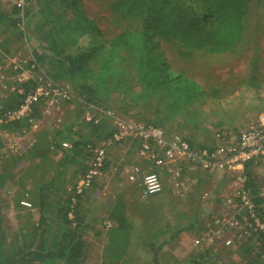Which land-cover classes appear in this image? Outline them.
I'll use <instances>...</instances> for the list:
<instances>
[{
    "label": "rangeland",
    "instance_id": "374dc122",
    "mask_svg": "<svg viewBox=\"0 0 264 264\" xmlns=\"http://www.w3.org/2000/svg\"><path fill=\"white\" fill-rule=\"evenodd\" d=\"M116 0H77V4L101 32L104 41L122 31H139L141 20L121 17L114 12ZM69 0H33L23 14L24 26L6 27L0 24V84L2 99L12 85L9 64L14 58L27 59L44 51L42 39H52L58 29L62 39H79L75 53L90 54L88 66L96 75L97 102L89 106L66 104L60 100H46L40 106V116L33 120L23 134L0 130V261L11 262L24 253H34L39 247V211L33 203L41 192L51 199L47 214L60 224L58 204L67 195V188L78 166L61 158L60 142L99 141L112 129L115 118L140 120L158 125L167 133H178L194 145L214 146L221 136L235 135L264 112V0H251L243 34L235 48L219 53L188 50L177 38H166L159 33L153 36L157 51L169 71L197 84L191 101L177 107L168 89L151 84L142 60L131 47L120 48L113 54L109 69H103L104 50L93 54L90 41L80 36L72 15ZM14 0H0V12L11 13ZM50 33V34H49ZM49 34V36H48ZM45 36H47L45 38ZM35 60V59H34ZM36 61V60H35ZM47 63L41 69L47 73ZM35 78L38 69L32 70ZM72 81V80H71ZM61 84L77 94L75 81ZM104 113L105 126L96 129L86 125L85 112ZM100 113V114H99ZM60 134L54 138V134ZM54 138L49 148L48 138ZM126 146L110 148V161L100 186L89 190L87 198L78 205L88 251L87 264H153L148 247L141 244L145 229L165 228L166 241L158 252L157 264H182L184 259L202 248H191L190 242L203 236L211 227V220L225 212L223 198L229 193L226 174L210 175L196 169L184 172L175 193L168 175L163 174L164 188L160 193L143 199L139 191L125 180V169L134 162ZM67 151V150H66ZM64 153V152H63ZM73 163V164H72ZM75 169V170H74ZM258 182L264 190V161L255 168ZM26 198L32 205L23 206ZM124 204V215L129 222L128 232L122 239L110 236L101 221L106 212ZM210 264L231 262V255L214 246ZM0 262V263H1ZM26 264H66L53 254L41 262L27 259Z\"/></svg>",
    "mask_w": 264,
    "mask_h": 264
},
{
    "label": "trees",
    "instance_id": "16d2710c",
    "mask_svg": "<svg viewBox=\"0 0 264 264\" xmlns=\"http://www.w3.org/2000/svg\"><path fill=\"white\" fill-rule=\"evenodd\" d=\"M69 1L77 31L80 36L89 38V50L93 54L100 50L105 51L106 57L101 59L103 69L106 70L111 67L113 54L116 50L132 47L135 50V55L142 60L146 75L151 78L149 82L156 84L157 87L162 89L170 90V93L173 94L172 100L177 107H182L185 102L192 100L197 92V84L169 71L166 62L157 51L156 42L153 39L154 34L159 33L166 38H177L188 50L196 49L209 53L230 51L235 48L242 37L243 27L251 3V0H116L112 6L114 12L121 17L139 18L141 20V28L139 31H122L109 40L104 41L101 38L100 30L83 12L77 4V0ZM13 9L11 13L0 12L1 25L6 27L16 26L17 19L15 15L18 9L15 6H13ZM62 30L64 28L58 29L51 36L52 39L41 40L45 43L42 47L43 50L45 52L49 51V54L41 53L38 55L35 53L33 57L40 67L41 63H47L48 72L46 75L62 89L67 90L63 85L57 83L58 81H75V86L72 81L71 84L77 89V94L67 90L71 94V98L63 100V103H77L79 106H89L97 102L98 98L96 75H94L93 70L87 63L90 54L80 52L79 48L75 53L70 52V48L78 45L79 39H62V35H60ZM7 47L8 45L4 41L0 43L1 49L6 50ZM2 53L3 51L0 50V55ZM10 71L13 74L11 66ZM33 84L34 80L16 83L22 89V93L26 92ZM22 96L21 93L15 90L8 91L2 99L0 98L1 109L16 108L20 104ZM46 100H48L46 97L38 99L31 105V110L28 114L19 120L0 125V130L7 133H25L30 128L32 121L40 116V106ZM97 116H101L97 123L85 121V124L96 129L105 126L104 119L107 115L102 113ZM136 121L143 122L140 120ZM143 123L150 122L144 121ZM111 130L107 131L99 141L77 139L70 143L71 146L66 149H62L60 145L61 158H65V152H67V162H73L78 166L79 170H82L86 156H88L85 149L86 144L106 140ZM59 134L60 132H56L54 138ZM54 138L49 137L47 141L51 149ZM189 143L194 145L190 141ZM1 146L2 142L0 140ZM259 162H247L244 173L246 187L249 189L252 201L256 205L257 214L264 223V190L259 184L255 172ZM68 197V195H65L60 204H58L57 213H59L61 221L59 224L47 217L51 199L44 192L40 193L38 200L33 203L38 207L39 211L38 228H40L41 232L39 235V247L34 253H24L20 257L24 258V256H27L30 260L41 262L46 258H51L56 253L57 257L63 258L66 264H87L88 251L85 246L84 225L81 223L80 210L77 208L79 203L76 205V220L78 224L73 228L66 218ZM117 204H119L117 207H113L106 212V216L112 222V226L109 228L110 236L122 239L128 232L129 222L123 213L125 210L124 204ZM166 233L165 228L145 229L144 236L140 240L142 245L149 248L153 264H157L158 252L162 245L165 244ZM214 252L216 251L210 247L201 249L197 253L189 255L182 264H210L208 261ZM237 253L240 255L242 262H229L226 264H264L261 260V255L264 254V236L260 232L251 234L238 246ZM18 259L11 261L10 264H15ZM110 260L108 264H117V260ZM0 264H3V262Z\"/></svg>",
    "mask_w": 264,
    "mask_h": 264
},
{
    "label": "built area",
    "instance_id": "2783aa9c",
    "mask_svg": "<svg viewBox=\"0 0 264 264\" xmlns=\"http://www.w3.org/2000/svg\"><path fill=\"white\" fill-rule=\"evenodd\" d=\"M32 2L33 0H14L20 14L18 24L22 27L24 11ZM10 66L13 72L11 79L14 82L10 90L23 96L16 108L1 109L0 105V125L24 117L30 112L31 105L42 97L51 102L71 98V94L53 82L33 58H13L9 68ZM36 69L40 73L38 78L31 75L32 70ZM3 79L4 74L0 72V84ZM28 80H34V84L22 93L16 83ZM100 118L101 116L93 115L89 111L84 115L87 122L97 123ZM60 145L62 149L71 146L67 141H61ZM114 145L126 146L125 153L130 150L134 162L125 169V180L139 191V196L143 199L163 190L165 173L173 186V193L181 185L187 168L198 169L210 175H228L229 193L223 198L225 212L211 220L209 231L190 242L191 248L213 249L214 246H221L231 255V262L240 263L242 260L237 253L238 246L253 233L260 232L264 236V223L260 220L256 205L246 187L244 173L247 162L264 161V112L235 135L221 136L217 144L211 147L191 145L182 135L167 133L152 123L115 118L106 140L86 144L88 156L84 161V168L76 171L67 188L69 197L66 218L71 227L78 224L76 205L82 203L90 189L100 186L108 165H111L110 148ZM20 203L31 207L26 198L21 199ZM101 223L104 229L112 226L107 216L102 217ZM261 260L264 263V254L261 255Z\"/></svg>",
    "mask_w": 264,
    "mask_h": 264
},
{
    "label": "flooded vegetation",
    "instance_id": "af4514ba",
    "mask_svg": "<svg viewBox=\"0 0 264 264\" xmlns=\"http://www.w3.org/2000/svg\"><path fill=\"white\" fill-rule=\"evenodd\" d=\"M18 258H21V259H18ZM17 259V262H15V264H26L25 263V261H27V259H28V257L27 256H24V258H22V257H18ZM3 264H10V262L9 261H5V262H3Z\"/></svg>",
    "mask_w": 264,
    "mask_h": 264
},
{
    "label": "crops",
    "instance_id": "0c3cea01",
    "mask_svg": "<svg viewBox=\"0 0 264 264\" xmlns=\"http://www.w3.org/2000/svg\"><path fill=\"white\" fill-rule=\"evenodd\" d=\"M214 176V175H213ZM218 176V175H217ZM89 193V192H88ZM88 193L85 195V197L83 198V201H84V199H86L87 198V195H88Z\"/></svg>",
    "mask_w": 264,
    "mask_h": 264
}]
</instances>
